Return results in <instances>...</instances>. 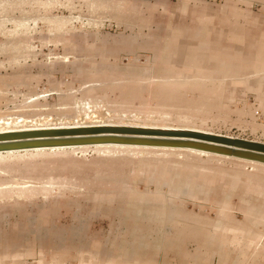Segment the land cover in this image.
<instances>
[{"label": "rangeland", "instance_id": "374dc122", "mask_svg": "<svg viewBox=\"0 0 264 264\" xmlns=\"http://www.w3.org/2000/svg\"><path fill=\"white\" fill-rule=\"evenodd\" d=\"M262 110L264 0H0V130L123 123L264 141ZM89 260L264 264V163L1 152L0 264Z\"/></svg>", "mask_w": 264, "mask_h": 264}, {"label": "water", "instance_id": "95a60500", "mask_svg": "<svg viewBox=\"0 0 264 264\" xmlns=\"http://www.w3.org/2000/svg\"><path fill=\"white\" fill-rule=\"evenodd\" d=\"M104 142L190 147L264 163V141L195 127L102 124L0 131V150Z\"/></svg>", "mask_w": 264, "mask_h": 264}, {"label": "bare ground", "instance_id": "6f19581e", "mask_svg": "<svg viewBox=\"0 0 264 264\" xmlns=\"http://www.w3.org/2000/svg\"><path fill=\"white\" fill-rule=\"evenodd\" d=\"M102 124H93V125H102ZM110 124L111 125H140V124H123V123H117V124L110 123ZM67 126H88V125L78 124V125H64V126H55V127H67ZM140 126H154V125H140ZM156 126H159V125H156ZM167 127H171V126H167ZM172 127H176V126H172ZM42 128H51V127H42ZM19 129H31V128L26 127V128H19ZM12 130H17V128L16 129H1L0 131H12ZM92 145H116V146H129V147H134V146L135 147H150V148H163L164 147V146H159V145H148V144H124V143H117V142H104V143L83 144V145H66V146H59V147H34V148H26V149H8V150H0V153L1 152H15V151H22V150H30V149H34V150L59 149V148L61 149V148H72V147H85V146H92ZM164 148H174V147H164ZM184 148H190V147H184ZM190 149L206 152L204 150H200L196 148H190ZM252 161H255V160H252Z\"/></svg>", "mask_w": 264, "mask_h": 264}, {"label": "crops", "instance_id": "0c3cea01", "mask_svg": "<svg viewBox=\"0 0 264 264\" xmlns=\"http://www.w3.org/2000/svg\"><path fill=\"white\" fill-rule=\"evenodd\" d=\"M172 57L174 58V61L182 62L183 61V52L179 51L177 54L175 53V55H173ZM194 59H196V58H194ZM262 112L264 113V110H262ZM22 215H23V213H22ZM88 262L89 263H87V264H93L92 262H90V260Z\"/></svg>", "mask_w": 264, "mask_h": 264}, {"label": "built area", "instance_id": "2783aa9c", "mask_svg": "<svg viewBox=\"0 0 264 264\" xmlns=\"http://www.w3.org/2000/svg\"><path fill=\"white\" fill-rule=\"evenodd\" d=\"M97 121V120H96Z\"/></svg>", "mask_w": 264, "mask_h": 264}]
</instances>
